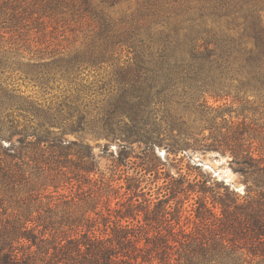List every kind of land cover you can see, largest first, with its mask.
<instances>
[{
  "label": "trees",
  "instance_id": "1",
  "mask_svg": "<svg viewBox=\"0 0 264 264\" xmlns=\"http://www.w3.org/2000/svg\"><path fill=\"white\" fill-rule=\"evenodd\" d=\"M119 1L0 0V264H264V124L226 126L230 110L208 104L245 96L264 119V0H140L117 14ZM65 12L89 20L77 46L40 20ZM103 66L115 86L98 133L119 140L125 168L77 200L64 185L89 180L95 157L63 136L91 124L85 73ZM18 79L60 93L23 96ZM133 144L156 162L130 175ZM155 145L164 162L195 147L228 154L243 192L166 172ZM151 179H162L156 196ZM194 196L180 225L172 205Z\"/></svg>",
  "mask_w": 264,
  "mask_h": 264
},
{
  "label": "rangeland",
  "instance_id": "2",
  "mask_svg": "<svg viewBox=\"0 0 264 264\" xmlns=\"http://www.w3.org/2000/svg\"><path fill=\"white\" fill-rule=\"evenodd\" d=\"M140 0H120L119 3L114 7L119 14L123 11H134ZM38 14L33 15V18L38 17ZM54 17V18H53ZM53 18V19H51ZM85 19V18H84ZM79 18L78 16H74L72 18L66 12L64 14L58 15H48L41 14V21L48 22L56 20L55 23L52 22V25L48 29L54 28V32L57 36V40L61 42L63 46H77L83 42L84 37L89 34L91 29L89 20H84ZM262 22L264 25V10L262 12ZM114 69L108 66H103L102 68H93L88 70L86 74V78L84 83L88 85L89 94H90V106L89 111L90 115L88 119L91 121V124L86 126L84 131H80L78 134L67 132L63 138L64 140H78L80 143L88 145L92 149V154L95 157V163L97 170L94 174L89 176V180L84 179H72L69 184L64 185V192H72L77 195V200L84 198L85 191L88 188H91L93 185L98 184V181L101 176H104L105 181L110 178H117L118 173H121V169L125 168L123 166H118L116 162V156L119 151L118 143L119 140L106 139L105 136L100 135V124L98 123V119L104 114L107 108V99L110 95V92L113 90L115 86L114 82H111V85L108 84V81L113 73ZM15 85L19 89V92L23 96H31L33 99H46L49 98L51 94H59L60 91L53 90L49 93L42 94L37 87H35L32 83L23 80H15ZM112 86V87H111ZM63 87V86H61ZM242 96V95H241ZM208 104L217 109V111H223L229 109L230 112L226 113V121L227 125H230L231 122L233 124H237L241 121H245V123H250L252 121L259 119L258 125L264 124V119L261 115L257 114L255 111L256 105L251 104V100L245 96H242V101L233 103L232 99H228L226 101H213L211 99L208 100ZM257 109V108H256ZM241 113L237 117V113ZM214 114L207 115L208 118L212 117ZM221 122L218 118L216 123ZM208 132H205L207 135ZM15 141V138L12 139V142ZM4 145H9V142L4 140ZM154 152L159 156L160 160L164 162L166 159V149L164 145H155ZM172 156H169V159L164 162V169L166 172H171L172 174H176V169L181 168L182 174H190V178L193 179L196 177L197 179H204V176L210 175L214 178V181L217 183L228 184L232 189L238 191L239 193L243 192L244 183L241 177L234 173L230 165V156L228 154L222 155L215 151H206L202 152L200 147H195L194 149L183 150L181 153L175 157L176 161L173 162L170 160ZM156 161L153 159L150 152L144 150V145L133 144L130 150L129 162L127 165V170L129 174H133L134 171L139 170L143 167L152 166ZM197 167V169H196ZM117 174V175H116ZM148 181L145 186V191H151L153 196H156L158 192V188L162 187V179ZM214 181L211 184L207 183L208 186H211L214 189H217L219 185H217ZM117 182V181H116ZM123 185L122 182L114 183V187L117 185ZM63 192V191H61ZM123 190H121V193ZM164 190H162V194ZM101 194H105L104 189L101 190ZM196 196L192 199L179 202L178 204H173L172 206L176 207L173 216L175 218L180 217V225L186 222V216L189 214H193L194 208L196 207ZM104 197L101 198V202L97 206V210L102 209L103 207ZM116 199H112L111 207L116 208L115 204ZM94 206L93 203H89L88 208L92 209Z\"/></svg>",
  "mask_w": 264,
  "mask_h": 264
}]
</instances>
